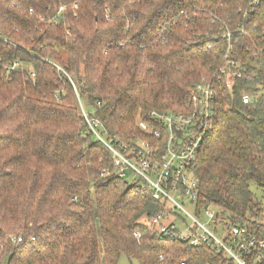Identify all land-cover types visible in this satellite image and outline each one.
<instances>
[{
    "label": "trees",
    "instance_id": "trees-1",
    "mask_svg": "<svg viewBox=\"0 0 264 264\" xmlns=\"http://www.w3.org/2000/svg\"><path fill=\"white\" fill-rule=\"evenodd\" d=\"M246 12L250 37L238 36L235 54L255 77L233 98L219 85L195 205L254 231L264 228L251 190L264 189V101L241 98L264 82L252 45L264 46V0H0V264H118L122 254L136 264L226 263L206 246L156 239L149 221L164 203L115 173L79 101L109 139H148L138 123L186 110L223 64L221 22L233 29Z\"/></svg>",
    "mask_w": 264,
    "mask_h": 264
},
{
    "label": "built area",
    "instance_id": "built-area-1",
    "mask_svg": "<svg viewBox=\"0 0 264 264\" xmlns=\"http://www.w3.org/2000/svg\"><path fill=\"white\" fill-rule=\"evenodd\" d=\"M248 2L256 8L261 0ZM64 13L65 8L61 7L58 14ZM249 21L248 12L244 14L243 22L233 29L220 21L224 28L218 40L223 39L227 44L223 64L211 80L198 84L192 90L183 113L153 111L146 121H140L138 126L148 139L126 143L111 140L102 134L101 121L91 117L82 107V117L88 129L111 153L115 173L127 182L141 183L143 190L149 189L155 200L164 203L165 210L149 221L156 231V239L180 241L193 248L206 246L225 259V264L229 261L249 264L251 258V264H264V228L252 231L241 224L224 221L218 218V211L212 206L203 207L201 215H197L195 204L200 186L194 170L214 128L222 79H225V90L233 98L236 88L240 87L236 86L237 83L249 82L255 77L235 54L238 36L250 37L246 28ZM261 35L264 36V29ZM252 45L257 53L255 60L264 58V46L258 48L253 41ZM256 67L260 69L261 66ZM15 68L16 65L10 67ZM253 92H243L241 99L244 105L264 101V82L257 84ZM183 200L193 205V213L183 206L180 202ZM13 241L21 243L22 238H14Z\"/></svg>",
    "mask_w": 264,
    "mask_h": 264
},
{
    "label": "rangeland",
    "instance_id": "rangeland-1",
    "mask_svg": "<svg viewBox=\"0 0 264 264\" xmlns=\"http://www.w3.org/2000/svg\"><path fill=\"white\" fill-rule=\"evenodd\" d=\"M67 33L68 34H70L69 33V31H67ZM70 37V36H69ZM69 39V38H68ZM67 54H65V56H66ZM64 56V57H65ZM67 56H69V55H67ZM67 56L65 57V59L67 58ZM82 107H84L85 109H86V111H87V113L88 112H90L89 111V109H88V107L85 105V102H82L81 101V103H80V101H79V111H80V114L82 115ZM149 140H151L150 138H149ZM129 180H130V178H129ZM131 182V181H130ZM251 190H252V192L254 193V195L257 197V199L260 201V203H261V206H262V208H263V215H264V189L263 188H260V187H258V186H256V185H254V184H252L251 185ZM182 204H183V206L189 211V212H191V213H193L194 212V207H193V205H191L190 203H188V202H186V201H180ZM118 264H136L134 261H131L125 254H122L121 256H120V258H119V261H118Z\"/></svg>",
    "mask_w": 264,
    "mask_h": 264
},
{
    "label": "water",
    "instance_id": "water-1",
    "mask_svg": "<svg viewBox=\"0 0 264 264\" xmlns=\"http://www.w3.org/2000/svg\"><path fill=\"white\" fill-rule=\"evenodd\" d=\"M250 1H253V0H250Z\"/></svg>",
    "mask_w": 264,
    "mask_h": 264
}]
</instances>
